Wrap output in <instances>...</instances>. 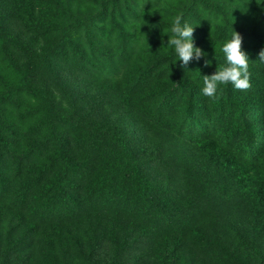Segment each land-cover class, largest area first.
Masks as SVG:
<instances>
[{"label": "trees", "instance_id": "16d2710c", "mask_svg": "<svg viewBox=\"0 0 264 264\" xmlns=\"http://www.w3.org/2000/svg\"><path fill=\"white\" fill-rule=\"evenodd\" d=\"M117 3L112 12L101 10L93 18L80 14L75 0H26L29 44L12 38L0 17V204L7 197L12 202L2 218L22 222L23 236L51 223L44 235L52 248L64 246L60 234L72 225L84 238L107 242L115 255L138 233L147 244L158 246V264H171L174 249L187 235L194 245H210L215 251L225 236L217 228L216 208L233 203L235 210L244 211L249 229V235L237 233L235 238L260 251L264 0ZM162 3L167 10L160 9ZM177 15L194 26V43L206 55L187 66L176 61L167 45ZM95 19L97 30L88 28ZM234 31L249 58L251 86L236 89L229 83L208 97L202 92L204 75L226 63L221 45ZM50 62L74 67L92 85L113 88L137 118L194 147L203 165L181 164L174 186L170 181L153 185L135 160L123 128L85 119L70 122L55 108V93L32 88L36 67L46 68ZM63 94L61 105H72L74 98ZM9 125L18 129L10 133ZM8 152L14 154L13 180L2 160ZM211 199L215 206L208 204Z\"/></svg>", "mask_w": 264, "mask_h": 264}, {"label": "rangeland", "instance_id": "374dc122", "mask_svg": "<svg viewBox=\"0 0 264 264\" xmlns=\"http://www.w3.org/2000/svg\"><path fill=\"white\" fill-rule=\"evenodd\" d=\"M75 1L80 5L78 7L80 14L93 17L101 10L112 12L114 4H118L117 2L121 0ZM25 3L26 0H0V17L5 31L12 38L29 44L31 38L25 28ZM163 3L159 7H162ZM160 9L167 10V4ZM97 23L98 20L94 21V24L91 26L89 24L88 28L97 30ZM16 55L23 56L19 51H16ZM36 68L38 69L32 77V88L44 87L49 94L55 93L57 105L55 108L62 112L63 117L68 121L77 122L78 119H85L92 123L110 122L123 128L127 133L135 160L153 185H162L165 181L166 183L170 181L174 186L179 173L178 167L181 164L196 168L203 165L202 158L194 147L170 132L157 129L155 123L137 118L134 113L124 107L113 88L90 84L75 74L74 67L50 62L46 68H39V66ZM63 92H69V95L74 98L72 105H61V100L65 98ZM9 127H11L10 133L18 129L11 125ZM2 160L8 165L6 171L8 177L13 180V152L3 154ZM4 196L6 197V194ZM10 204H12L10 198L2 200L0 211L3 213H0V216L2 214L8 216ZM208 204L215 206V201L211 199ZM232 204L226 208H216V212H220V217L216 216L219 221L217 228L222 230L225 236L223 235L218 245L215 244V251L210 245H194L189 239L190 236L187 235L183 237L179 248L174 249L173 258L175 259L168 261H171V264H219L218 259L221 258L222 264L227 262L242 264L244 261L248 264H264V260L261 261L264 239L260 238L258 241L259 251L250 244L241 245L235 238L237 233L249 235V229L244 211L235 210L236 207ZM98 205H95V210H99ZM50 224H41L36 232L23 236L22 222L1 216L0 264H158L156 259L158 246L147 244L143 235L138 233L128 238L126 250L118 255H115L113 248L107 242L99 241L96 236L94 241H91L90 236L84 238L80 232H75L76 229L72 225L64 227L60 234L61 240L64 237L66 239L63 247H48L49 240L44 235L48 230L45 232L44 229ZM53 224L59 225L57 222ZM169 246L172 245L169 244ZM235 246H237L236 252L232 249H235Z\"/></svg>", "mask_w": 264, "mask_h": 264}, {"label": "clouds", "instance_id": "9594fccd", "mask_svg": "<svg viewBox=\"0 0 264 264\" xmlns=\"http://www.w3.org/2000/svg\"><path fill=\"white\" fill-rule=\"evenodd\" d=\"M172 35H168L167 45L176 54V61L182 66H187L192 59H200L206 56L202 49L195 45L193 38L194 26L188 22H182L181 15L174 18L170 27ZM242 37L234 31L231 37L221 45V51L226 63L216 70L214 74L204 75L202 92L208 97H215L219 94L220 86L231 83L236 89H247L250 85L249 58L246 52L241 49ZM264 59V50L259 54ZM215 59V57H214ZM211 60L206 63L211 64Z\"/></svg>", "mask_w": 264, "mask_h": 264}]
</instances>
